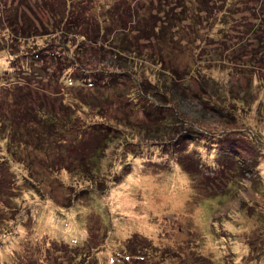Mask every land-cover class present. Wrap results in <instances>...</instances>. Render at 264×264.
<instances>
[{"label":"rangeland","instance_id":"374dc122","mask_svg":"<svg viewBox=\"0 0 264 264\" xmlns=\"http://www.w3.org/2000/svg\"><path fill=\"white\" fill-rule=\"evenodd\" d=\"M231 1L239 7V2ZM173 3L25 0L27 10L18 12L19 35L28 36L21 39L7 28L11 0H0V40L5 42L0 44L5 48L0 52V81L7 83L17 75L15 67L22 64L36 67L37 54L44 67H75L80 77H89L83 82L87 86L91 81L94 88L69 90L64 80V85L43 83L34 88H46L47 93L54 90L61 102L71 103L74 97L90 103L87 110L81 103H71L66 118L74 112L71 119L77 118L71 121L76 129L94 124L99 136L84 135L79 139L82 142L73 139L66 146L75 154L87 139L100 142L107 137L100 172L107 183L112 182L105 194L84 193L86 198L67 210L50 201L40 202L25 182L21 184L14 194L19 200H7L15 211L21 205L24 209L15 236L0 247V263H9L8 253L25 234L20 235L21 229L32 226L27 235L30 241H56L79 251H87L90 243L106 233L105 247L94 257V264H118V257L126 254L125 242L135 236L144 244L172 251L160 259L149 253V264H168L174 253L182 255L184 264H211L209 259L214 264H264V50L259 53L264 0H245L237 8L240 15H230L228 24L214 27L215 23L204 22L193 28L181 22L184 27L179 28L184 32H178L172 20L165 26L167 32L158 33L157 41L131 39L137 48L135 56L128 67H121L126 56H113L116 45L123 47L120 38L114 45L105 42L99 24L105 29L114 10L113 25L131 37L138 26L144 33L156 24L162 29L159 7ZM125 4H129L127 14ZM83 32L97 36V42L84 41L85 47H78ZM77 49L85 52L82 65H77L71 54ZM65 70L62 74H67ZM66 113L64 109L60 115ZM158 128L156 136L148 133ZM180 160L200 168L196 170L202 184L198 194ZM11 169L16 183L2 181L1 191L8 186L17 191L19 179L27 175L21 165ZM4 174L1 170L0 175ZM61 175L69 184L67 174ZM72 184L81 192L83 186ZM63 195L59 183L52 197L60 202L66 200ZM0 209L5 212L1 214V210L0 217L6 219L9 213L4 206ZM93 216L97 219L91 225ZM31 249L33 255L39 252L35 245ZM60 256L65 260L58 264H78L70 252ZM41 258L45 264H53V256L46 259L43 254ZM30 262L34 258L27 255L18 264ZM178 262L181 260L173 264Z\"/></svg>","mask_w":264,"mask_h":264},{"label":"trees","instance_id":"16d2710c","mask_svg":"<svg viewBox=\"0 0 264 264\" xmlns=\"http://www.w3.org/2000/svg\"><path fill=\"white\" fill-rule=\"evenodd\" d=\"M236 1L239 2V7H237V4L231 0L230 2L228 0H174L173 4L159 7L158 13H163L162 29L156 24L150 28L147 33H144L141 31L142 28L138 26L136 27V30H134L135 36L133 37H131L130 33L117 30V25H113L114 20L112 19V17L114 18L112 13L114 10H111L108 17L109 21L112 20L111 24H108L109 21H106L105 29L99 24L98 30H100L99 34L104 36V41L112 45H114L115 40L120 38L122 43L121 46L123 47L122 49H118V46L116 45L115 47L117 50L115 51L116 53H113V56L121 58L120 54H124L126 59L121 67H128L137 50V48L131 44V39H137L138 41L153 39L157 41L159 40L158 33L167 32L165 26L168 23H171L170 21L172 20H174L178 32H184L183 29L179 28L184 27L181 26V22H186L193 28L199 27V25L204 22L206 24L213 22L215 23L214 27H216V25H223V23L228 24V17L230 15L231 17L233 16V18L239 16L241 11L237 10V8H241L243 5L242 3L245 2V0ZM214 2H216L214 6H211ZM24 3L25 0H11V6L9 7L10 14L7 28H10L11 31L17 33L16 37L20 36L19 27L21 29L18 21V12H20L22 8L27 10L28 7V5H24ZM219 3L222 5L220 8H218ZM124 6L127 8V14L129 4H125ZM116 7L117 6H115V8ZM178 10L180 12H178ZM262 13H264V10ZM219 16L220 19L218 18ZM140 22L141 21L139 20L138 24H140ZM247 24L248 23H243L242 26ZM262 26L261 31L263 35L262 41L260 40L259 43V53H262V50H264V23ZM70 30L74 29L70 28ZM26 36L28 35L23 34L20 38L23 39V37ZM95 38H92L83 32L80 38L78 37L80 45L78 47L83 49L85 47L84 41L95 40L94 42H97L98 37L96 36ZM81 39H83V41H80ZM1 43L5 42L0 40V44ZM3 49L5 48L0 47V52ZM80 52L81 50L77 49L71 53L72 57L75 58L77 65H82V57L85 55V52ZM37 56L36 67H28V63L22 64L21 67H15L17 70L15 75H17L10 77L7 83L0 81V90L2 91V94H0L2 95L3 100V103L0 106V171H5L4 175H0V183H2V181H8L9 184V180L15 176L11 168H15L16 165L23 166L27 172V175H23V177L19 179V183L16 185L18 186L17 191L13 186H8L3 191L0 190V208L1 206L2 208L4 206V209L6 208V212L10 215H6V219L5 216L3 218L0 217V247L3 246L10 237L15 236L17 231L20 213L22 208L24 209V205H21V209L17 208L18 211H15L16 209H13V206L10 205L7 200L9 202L12 201V203H15L16 199L19 200L14 194L19 191V188L21 187L20 185L24 182L29 188V191L34 195H37L40 202L50 201L56 206V208L62 210L70 209L77 202L85 199L86 195H82L84 193H87L88 196L92 192L105 194L106 189L109 187L108 184L112 183L111 180L107 183L108 180L103 179L104 173L100 172L103 167V158L107 149L106 146H104L107 143V137L104 138L103 141L100 138V142L97 140L91 142V138L87 139L81 146L83 148L75 152V154L66 146L73 139H75V143L82 142L79 141V139L82 140L80 137L84 135L85 137L94 134L96 137L99 136V127L94 124H91L88 128L84 127L82 129H76L73 126V121H71L77 118L75 117V119H71L75 116L74 112L70 117L66 118L69 114V109L72 105L71 103L78 102V105L81 103V106H84L86 110L87 107H90V103L83 100L78 101L77 99H74V97H72L74 101L70 99L73 101L71 103H66L64 101L61 102L54 90L50 89L51 93H47L49 90L46 88H34V86L38 87L43 83L52 85L53 83L62 82L64 85L63 80L65 81L66 88H69V90L72 88H78V86H80L81 90L85 88H94L92 86L94 84H90L91 81H89L86 86L83 79L90 78H85L84 76L80 77L79 72H74L75 67H67L66 70L58 67L59 69L56 68L53 70V67H44L40 54H37ZM34 60L35 55L32 56V61ZM63 70H65L67 74H62ZM82 75H84L83 72ZM18 78L22 79V81H18ZM80 89L78 90L79 92ZM52 96H55V98ZM64 109H67V113L65 117H62L60 114L63 115ZM156 131H160L159 128L154 132L151 131L148 133L151 136H156ZM72 133L75 135L69 136ZM3 144H5V146ZM132 152L133 151H131V153ZM131 157H135V155H132ZM179 165L183 168L184 172L189 177L190 182L194 185V190L197 192V190H199L198 187L202 186L198 180L199 174L196 172V170H199L200 168L192 167L188 161L184 160H180ZM124 166H127V164ZM62 172H64L65 175L67 174L70 182L69 184H67V181L62 177ZM127 174H129V172ZM3 176L6 178H3ZM11 181L16 183L15 180L11 179ZM58 182L63 188V196L66 199L61 200L60 202L54 200L55 187L58 186ZM73 182H77V185L83 186L80 190L81 192H79V187L77 188L72 184ZM30 192H28L29 194L25 193L27 194L25 196L30 195ZM78 192L79 194H77ZM44 193L46 194L44 195ZM72 195H74L73 199ZM215 195L229 196L228 194L220 195V193H216ZM4 197L6 199H4ZM1 210L2 209H0V213ZM1 214H5V212L2 210ZM94 218L97 219L93 216L91 218V225L93 224ZM91 225H89V229L94 231L96 228ZM98 228H101V226ZM27 229L24 227L21 229L20 235L22 234L21 232L25 231L21 243L15 245L14 250L8 253L9 263L0 264H18L20 260H25L27 255H31L34 258V262L26 264H45L43 258H41L43 254H46V259L53 256V264H58L59 260H65L60 255L66 252L72 253L75 262H78V264H94V257L104 249L106 244L105 241L107 239L105 233L103 238L100 240L96 239L97 241L95 243H90L88 245L89 247H86L87 251H84L85 248L82 251H79L78 247H71L67 244L56 241H48L46 239L38 242L30 241L27 235L28 231L31 232L33 227L27 226ZM6 244H8V242ZM33 245L39 249V252L34 255L33 250L31 249ZM124 252L126 254H122L118 257V264H149L150 261L148 260H151L152 258L149 253H151L154 258L158 259L166 257L167 254L172 253L169 248L164 250L156 245H148V243L144 244L138 236H135L133 241L130 239L125 242ZM174 254L176 255L172 254V256L169 257L170 261L168 264H173L177 259L181 260V262H178L177 264L186 263L181 254ZM85 258H87V260L84 262L83 260ZM141 259L143 262H139ZM203 259L206 258L203 257ZM161 262H165L164 259ZM209 262L214 264L210 259ZM71 263L74 264V261ZM48 264L51 263L48 262Z\"/></svg>","mask_w":264,"mask_h":264}]
</instances>
